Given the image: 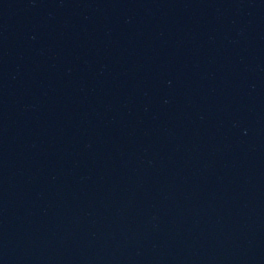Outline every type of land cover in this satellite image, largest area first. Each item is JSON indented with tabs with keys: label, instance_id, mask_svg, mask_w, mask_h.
<instances>
[{
	"label": "water",
	"instance_id": "water-1",
	"mask_svg": "<svg viewBox=\"0 0 264 264\" xmlns=\"http://www.w3.org/2000/svg\"><path fill=\"white\" fill-rule=\"evenodd\" d=\"M0 264H264V0H0Z\"/></svg>",
	"mask_w": 264,
	"mask_h": 264
}]
</instances>
